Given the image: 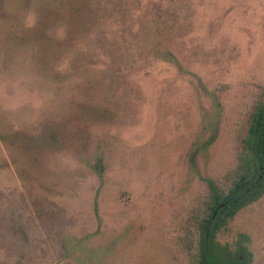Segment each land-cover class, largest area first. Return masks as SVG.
<instances>
[{
  "label": "rangeland",
  "instance_id": "1",
  "mask_svg": "<svg viewBox=\"0 0 264 264\" xmlns=\"http://www.w3.org/2000/svg\"><path fill=\"white\" fill-rule=\"evenodd\" d=\"M263 89L264 0H0V264H197ZM215 240L264 264V191Z\"/></svg>",
  "mask_w": 264,
  "mask_h": 264
},
{
  "label": "trees",
  "instance_id": "2",
  "mask_svg": "<svg viewBox=\"0 0 264 264\" xmlns=\"http://www.w3.org/2000/svg\"><path fill=\"white\" fill-rule=\"evenodd\" d=\"M243 154L237 173L226 189H213L202 214L196 220L197 264H238L236 257L217 254L216 235L244 206L256 201L264 191V89L254 107L243 140Z\"/></svg>",
  "mask_w": 264,
  "mask_h": 264
}]
</instances>
